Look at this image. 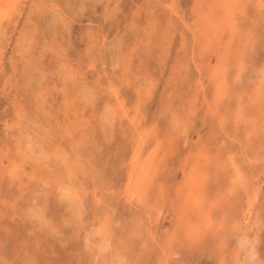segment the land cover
Masks as SVG:
<instances>
[{
  "label": "rangeland",
  "instance_id": "rangeland-1",
  "mask_svg": "<svg viewBox=\"0 0 264 264\" xmlns=\"http://www.w3.org/2000/svg\"><path fill=\"white\" fill-rule=\"evenodd\" d=\"M188 1L13 0L4 11L0 19V264H113L119 250L124 258L120 256L116 264H264V0H244L242 16L236 10L238 30L224 59L221 54L226 50L214 54L216 42L206 49L202 35L208 28L205 19L215 22L224 6L219 0ZM227 31L222 48L234 32ZM223 60L224 69H217ZM260 84L263 94L257 100ZM217 90L223 95L218 99ZM239 102L241 116L236 115ZM137 151L141 163L135 164ZM152 154L155 159L144 176L141 165ZM229 157L235 160L232 166ZM196 159L198 171L206 174L195 181V187L205 186L204 212L211 201L216 203L208 225L202 221L199 204L192 208V201L184 200L189 193L185 186L192 181L187 173ZM133 166L137 167L134 178L143 176L136 196L127 192ZM237 170L248 186H235L237 192H230ZM253 201L250 212L248 204ZM103 222L105 232L100 229ZM190 226L196 228V240L186 237L185 228Z\"/></svg>",
  "mask_w": 264,
  "mask_h": 264
},
{
  "label": "bare ground",
  "instance_id": "bare-ground-1",
  "mask_svg": "<svg viewBox=\"0 0 264 264\" xmlns=\"http://www.w3.org/2000/svg\"><path fill=\"white\" fill-rule=\"evenodd\" d=\"M12 1L13 0H0V19L6 14L4 11L6 10V11H8L9 10V8L12 6ZM188 1V0H187ZM192 1H194V0H192ZM216 1V0H215ZM246 1V0H245ZM175 2V1H174ZM189 2V1H188ZM201 2V1H200ZM212 2V1H211ZM210 2V3H211ZM243 2H244V0H219V3L222 5V6H224L223 8V11H224V13L222 14V15H219V16H217V20H215V22H214V19L212 20V18H211V20H209V21H207V19L208 18H206L205 19V25L206 26H208V28H206V30L202 33V35H204L205 36V39H204V42H205V48L207 49L208 48V46L210 47V48H212V42L214 41V42H216V47L215 48H213L214 49V54H217L218 55V53H217V50H222V49H225L226 51L224 52V51H222V52H224V54H221V53H219V54H221L222 55V59H224V57L223 56H226V54H227V50H228V52H229V49H230V47H231V42H232V40H233V37H234V34L236 33V31L238 30V20H237V18L236 17H238V16H236V10L238 9L239 11H240V9H241V7L243 8ZM256 2V1H255ZM262 2V1H261ZM264 2V1H263ZM43 3V2H42ZM213 3L217 6V3H215L214 1H213ZM218 3V4H219ZM163 4V3H162ZM172 4V3H171ZM261 4H263V3H261ZM155 5V4H154ZM168 5V4H167ZM256 5V4H255ZM156 6V5H155ZM221 6V7H222ZM250 6V5H249ZM14 7V6H13ZM260 7V6H259ZM105 8V7H104ZM154 8V7H153ZM178 8H179V6H178ZM161 9H162V7H161ZM160 9V10H161ZM213 9V8H212ZM252 9H253V7H252ZM262 9V8H261ZM263 9H264V7H263ZM159 10V9H158ZM179 10V9H178ZM54 11V10H53ZM55 12V11H54ZM174 12V11H173ZM184 12V11H183ZM35 13V12H34ZM59 13V12H58ZM185 13V12H184ZM61 14V13H60ZM179 14V13H178ZM210 14V13H209ZM239 14H241V11L239 12ZM249 14V13H248ZM169 15V14H168ZM181 15V14H180ZM31 16V15H30ZM61 16V15H60ZM176 16V15H175ZM186 16V15H185ZM241 16H242V14H241ZM240 15H239V17H241ZM167 17V16H166ZM17 18V17H16ZM30 18V17H29ZM253 18V17H252ZM36 19V18H35ZM170 19V18H169ZM250 20H252V19H250ZM203 23H204V21H203ZM202 23V24H203ZM249 23V22H248ZM181 24V23H180ZM246 24V23H245ZM152 25V24H151ZM184 25V24H183ZM183 25H182V27H183ZM156 26V25H155ZM152 27V26H151ZM198 28V27H197ZM147 29V28H146ZM157 29V28H156ZM228 29H230V31H234V32H232V34H230V36H229V40H228V42L227 43H225L223 46H224V48H222V44H221V42L224 40L223 39V36H224V34L226 33V31L228 30ZM22 30H23V28H22ZM197 30V29H196ZM190 31V30H189ZM230 31H227V32H229V33H231ZM246 31V30H245ZM238 32H240V31H238ZM139 33V32H138ZM248 33V32H247ZM91 36V35H90ZM193 36V35H192ZM198 36V35H197ZM241 36V35H240ZM245 36V35H244ZM250 36V35H249ZM242 37V36H241ZM246 37V36H245ZM23 38V37H22ZM105 38V37H104ZM142 38V37H141ZM193 38V37H192ZM243 38V37H242ZM109 39V38H108ZM187 39V38H186ZM197 39V38H196ZM226 39V38H225ZM228 39V38H227ZM236 39V38H235ZM246 39V38H245ZM249 39V38H248ZM60 40V39H59ZM183 41V40H182ZM186 41V40H185ZM194 41V40H193ZM240 41V40H239ZM238 41V42H239ZM244 41V40H243ZM184 42V41H183ZM196 42V41H195ZM226 42V41H225ZM246 42V41H245ZM251 42V41H250ZM193 43V42H192ZM206 43H207V45H206ZM234 44V43H233ZM239 44H240V42H239ZM243 44V43H242ZM250 44H252V42L250 43ZM183 45V44H182ZM186 45V44H185ZM195 45V44H194ZM196 45H197V42H196ZM204 46V45H203ZM240 46H242V45H240ZM256 46V45H255ZM60 47H61V45H60ZM182 47V46H181ZM199 47H200V45H199ZM249 47V46H248ZM247 47V48H248ZM264 47V46H263ZM210 48H208L209 50H210ZM226 48H228V49H226ZM235 48V47H234ZM233 48V49H234ZM256 48H258V47H256ZM136 49V48H135ZM193 49V48H192ZM198 49V48H197ZM199 49H201V47L199 48ZM239 49H240V47H239ZM238 49V50H239ZM246 49V48H245ZM62 50V49H61ZM90 50V49H89ZM187 50V49H186ZM203 50V49H202ZM201 50V51H202ZM93 51V50H92ZM128 51V50H127ZM137 51V50H136ZM233 52H234V50H232ZM240 51V50H239ZM251 51V50H250ZM89 52V51H88ZM87 52V53H88ZM90 52H91V50H90ZM184 52V51H183ZM186 52V51H185ZM188 52V51H187ZM197 52V51H196ZM204 52H205V49H204ZM203 52V53H204ZM210 52V51H209ZM255 52V51H254ZM62 53H63V51H62ZM117 53V52H116ZM64 54V53H63ZM229 54H230V52H229ZM229 54H228V56H229ZM235 54V53H234ZM243 54V53H242ZM179 55V54H178ZM196 55V54H195ZM221 55H220V57H221ZM254 55H256V54H254ZM234 56V55H233ZM232 56V57H233ZM243 56H245V55H243ZM186 57V56H185ZM200 57V56H199ZM204 57H205V55H204ZM209 57V56H208ZM219 57V56H218ZM231 57V58H232ZM184 58V57H183ZM203 58V57H202ZM229 58V57H228ZM247 58V57H246ZM93 59V58H92ZM126 59V58H125ZM194 59V58H193ZM206 59V58H205ZM230 59V58H229ZM121 60V59H120ZM150 60V59H149ZM156 60V59H155ZM226 60V59H225ZM225 60H223V62L220 64V67L219 68H217V69H222L224 66V61ZM122 61H124V60H122ZM207 61V60H206ZM222 61V60H221ZM231 61V60H230ZM240 61V60H239ZM128 62V61H127ZM137 62V61H136ZM151 62H152V60H151ZM218 62V61H217ZM103 63V62H102ZM122 63V62H121ZM125 63V62H124ZM123 63V64H124ZM130 63V62H129ZM155 63V62H154ZM157 63V62H156ZM174 63V62H173ZM200 63V62H199ZM203 63V62H202ZM205 63V62H204ZM213 63V62H212ZM86 64V63H85ZM126 64H128V63H126ZM159 64V63H158ZM232 64V63H231ZM236 64H238V63H236ZM244 64V63H243ZM248 64V63H247ZM103 65V64H102ZM156 65V64H155ZM170 65H172V64H170ZM174 65V64H173ZM109 66V65H108ZM130 66V65H129ZM180 66V65H179ZM197 66V65H196ZM216 66V65H215ZM227 66V65H226ZM237 65H235V67H236ZM172 67V66H171ZM176 67V66H175ZM200 67V66H199ZM202 67V66H201ZM232 67V66H231ZM231 67H229V68H231ZM260 67H261V65H260ZM70 68V67H69ZM177 68V67H176ZM216 68V67H215ZM227 68V67H226ZM238 68V67H237ZM156 70H157V68H155ZM180 69V68H179ZM184 69V68H183ZM224 69V68H223ZM228 69V68H227ZM232 69H233V67H232ZM231 69V70H232ZM243 69V68H242ZM34 70V69H33ZM106 70H108V69H106ZM152 70V69H151ZM177 70V69H176ZM185 70V69H184ZM238 70V69H237ZM240 70V69H239ZM246 70V69H245ZM124 71V70H123ZM179 71V70H178ZM186 71V70H185ZM225 71V70H224ZM253 71V70H252ZM157 72V71H156ZM226 72V71H225ZM228 72V73H227ZM226 72V76H227V74H228V76H230L229 75V69H228V71ZM232 72H233V70H232ZM236 72V71H235ZM234 72V73H235ZM71 73V72H70ZM123 73V72H122ZM178 73V72H177ZM198 73V72H197ZM212 73V72H211ZM214 73V72H213ZM219 73V72H218ZM231 73V72H230ZM264 73V72H263ZM72 74V73H71ZM104 74H105V72H104ZM155 74V73H154ZM172 74V73H171ZM216 74H217V72H216ZM235 74H238V72L237 73H235ZM243 74V73H242ZM33 75V74H32ZM40 75H42V74H40ZM95 75V74H94ZM174 75V74H173ZM180 75V74H179ZM192 75V74H191ZM203 75V74H202ZM206 75V74H205ZM205 75H203V77L205 76ZM208 75V74H207ZM220 75V74H219ZM218 75V76H219ZM224 75V74H223ZM233 75V74H232ZM239 75V74H238ZM47 76V75H46ZM107 76V75H106ZM120 76H121V74H120ZM119 76V77H120ZM133 76V75H132ZM33 77V76H32ZM42 77V76H41ZM119 77H118V79H119ZM142 77V76H141ZM181 77V76H180ZM198 77V76H197ZM222 77V76H221ZM247 77H248V75H247ZM30 78V77H29ZM45 78V77H44ZM62 78V77H61ZM65 78V77H64ZM127 78V77H126ZM196 78V77H195ZM199 78V77H198ZM198 78H196V79H198ZM215 78H216V76H215ZM228 79L229 78H231V76L230 77H227ZM256 78V77H255ZM261 78V77H260ZM41 79V78H40ZM45 79H47V78H45ZM136 79V78H135ZM143 79V78H142ZM204 79H206V78H204ZM214 79V78H213ZM212 79V80H213ZM218 79V78H217ZM244 79V78H243ZM67 80V79H66ZM200 80V79H199ZM222 80H223V78H222ZM255 80H257V78L255 79ZM262 80V79H261ZM43 81V80H42ZM63 81V80H62ZM245 81V80H244ZM247 81V80H246ZM40 82V81H39ZM47 82V81H46ZM90 82V81H89ZM114 82V81H113ZM127 82V81H126ZM141 82V81H140ZM171 82H172V80H171ZM175 82V81H174ZM202 82V81H201ZM214 82V81H213ZM227 82H230L229 80L227 81ZM226 82V83H227ZM250 82V81H249ZM176 83V82H175ZM242 82L240 81V84H241ZM245 83V82H244ZM255 83H257V81L255 82ZM254 83V84H255ZM7 84V83H6ZM40 84V83H39ZM126 84V83H125ZM143 84V83H142ZM169 84H171V83H169ZM203 84V83H202ZM212 85H213V83H211ZM222 84V83H221ZM229 83H227V85H228ZM251 84V83H250ZM61 85V84H60ZM76 85V84H75ZM108 85H111V84H108ZM113 85H114V83H113ZM147 85H148V83H147ZM176 85V84H175ZM178 85V84H177ZM206 85V84H205ZM226 85V84H225ZM226 85V86H227ZM145 86V85H144ZM173 86V85H172ZM217 86V85H216ZM244 86V85H243ZM252 86H254V85H252ZM126 87H127V85H126ZM147 87V86H146ZM151 87V86H150ZM176 87V86H175ZM198 87H200V86H198ZM213 88H214V86H212ZM212 87H210V88H212ZM125 88V87H124ZM133 88V87H132ZM202 87H200V89H201ZM254 88V87H253ZM256 88V87H255ZM41 89V88H40ZM60 89H61V87H60ZM106 89V88H105ZM140 89H143V88H139V90ZM192 89V88H191ZM215 89V88H214ZM223 89V88H222ZM226 89V88H225ZM63 90V89H62ZM114 90V89H113ZM128 90V89H127ZM132 90V89H131ZM145 90H147V89H145ZM173 90H175V89H173ZM87 91V90H86ZM134 91V90H133ZM172 91V90H171ZM222 91V90H221ZM227 91V90H226ZM144 92V91H143ZM215 92V91H214ZM214 92H211V93H214ZM256 92V98H257V100H258V98L260 97V96H262V94H263V87H261V84H260V87H259V90H257V91H255ZM73 93V92H72ZM95 93V92H94ZM238 93V92H237ZM250 93V92H249ZM254 93V92H253ZM64 94V93H63ZM93 94V93H92ZM133 94H135V92L133 93ZM141 94V93H140ZM146 93L144 92V95H145ZM205 94V93H204ZM215 94V93H214ZM234 94V93H233ZM239 94V93H238ZM33 95V94H32ZM110 95H113V94H111L110 93ZM116 95V94H115ZM136 95V94H135ZM143 96V95H142ZM221 96H223V95H221V93L217 90V93H216V99H218L219 97H221ZM244 96V95H243ZM137 97V96H136ZM145 97V96H144ZM206 97V96H205ZM36 98V97H35ZM85 98H86V96H85ZM141 98H143V97H140V99ZM146 98V97H145ZM203 98V97H202ZM232 98V97H231ZM255 98V99H256ZM124 99H126V98H124ZM132 99H134V98H132ZM200 99V98H199ZM72 100V99H71ZM87 100V99H86ZM91 100V99H90ZM135 100V99H134ZM134 100H132V101H134ZM215 100V99H214ZM219 100H221V99H219ZM89 101V100H88ZM87 101V102H88ZM127 101V100H126ZM139 101V100H138ZM193 101V100H192ZM212 101V100H211ZM21 102V101H20ZM73 102V101H72ZM136 102V101H135ZM176 102V101H175ZM174 102V103H175ZM199 102V101H198ZM203 102V101H202ZM245 102V101H244ZM71 103V102H70ZM134 103V102H133ZM140 103V102H139ZM264 103V102H263ZM17 104V103H16ZM75 104V103H74ZM120 104V103H119ZM136 104H138L137 102H136ZM169 104V103H168ZM185 104V103H184ZM201 104V103H200ZM207 104V103H206ZM239 104H240V107L241 108H239L240 110V112H238V113H236V115L237 116H241V115H243V114H240V113H242L243 112V110H242V106H241V102H239ZM20 105V104H19ZM71 105H72V103H71ZM195 105H196V103H195ZM202 105V104H201ZM221 105V104H220ZM73 106V105H72ZM119 106H121V105H119ZM129 106V105H128ZM136 106V105H135ZM139 106V105H138ZM169 106V105H168ZM179 106H182V104L181 105H179ZM186 106V105H185ZM214 106H216V105H214ZM213 106V107H214ZM218 106V105H217ZM210 107V106H209ZM212 107V106H211ZM222 107V106H221ZM224 107V106H223ZM106 108V107H105ZM180 108V107H179ZM247 108V107H246ZM249 108V107H248ZM42 109V108H41ZM119 109V108H118ZM117 109V110H118ZM132 109V108H131ZM176 109V108H175ZM193 109V108H192ZM60 110V109H59ZM107 110H109V109H107ZM124 109H122V111H123ZM173 110V109H172ZM177 110V109H176ZM184 110V109H183ZM191 110V109H190ZM194 110V109H193ZM206 110V109H205ZM224 110V109H223ZM242 110V111H241ZM246 110V109H245ZM168 111V110H167ZM180 111H181V109H180ZM187 111V110H186ZM210 111H212V110H210ZM225 111V110H224ZM224 111H222V112H224ZM110 112V111H109ZM125 112V111H124ZM179 112V111H178ZM185 112V111H184ZM204 112V111H203ZM206 112V111H205ZM215 112V110L213 111V113ZM219 112V111H218ZM221 112V113H222ZM126 113V112H125ZM143 113V112H142ZM171 113V112H170ZM255 113V112H254ZM15 114H16V112H15ZM182 114V113H181ZM188 114H189V112H188ZM187 114V115H188ZM215 114V113H214ZM219 114V113H218ZM99 115V114H98ZM121 115V114H120ZM170 115V114H169ZM208 115H209V112H208ZM220 115V114H219ZM223 115V114H222ZM229 115H232L233 116V114H229ZM123 116V115H122ZM172 116V115H171ZM202 116V115H201ZM245 116V115H244ZM30 117V116H29ZM77 117V116H76ZM100 117V115L98 116V118ZM126 117V116H125ZM188 117H189V115H188ZM203 117V116H202ZM235 117V116H234ZM256 117H257V114H256ZM37 118V117H36ZM129 118V117H128ZM165 118V117H164ZM208 118H209V116H208ZM216 118H218V117H216ZM215 118V119H216ZM223 118V117H222ZM221 118V119H222ZM25 119V118H24ZM29 119V118H28ZM132 119V118H131ZM210 119V118H209ZM220 119V120H221ZM226 119V118H225ZM224 119V120H225ZM251 119V118H250ZM254 119V118H253ZM128 120V119H127ZM228 120V119H227ZM232 120H234V119H232ZM235 120H236V118H235ZM217 121H219V120H217ZM237 121V120H236ZM37 122V121H36ZM129 122V121H128ZM223 122V121H222ZM227 122V121H226ZM234 122V121H233ZM235 123V122H234ZM234 123H232V124H234ZM30 124V123H29ZM134 124V123H133ZM251 124V123H250ZM259 124H261V123H259ZM227 125H229V123H227ZM12 126V125H11ZM25 126V125H24ZM28 126V125H27ZM31 126V125H30ZM32 126H34L33 124H32ZM175 126V125H174ZM249 126V125H248ZM13 127V126H12ZM112 127V126H111ZM242 127V126H241ZM135 128V127H134ZM209 128V127H208ZM237 128H238V126H237ZM245 128H247V127H245ZM249 128V127H248ZM262 128V127H261ZM29 129V128H28ZM27 129V130H28ZM136 129V128H135ZM144 129V128H143ZM142 129V130H143ZM227 129V128H226ZM236 129V128H235ZM260 129V128H259ZM30 130V129H29ZM39 130H40V128H39ZM208 130V129H207ZM206 130V131H207ZM31 131V130H30ZM30 131H28V133L30 132ZM149 131V130H148ZM211 131V130H210ZM236 131V130H235ZM20 132V131H19ZM133 132V131H132ZM135 133V132H134ZM148 133V132H147ZM150 133H151V131H150ZM216 133V132H215ZM225 133V132H224ZM251 133V132H250ZM144 134V133H143ZM208 134H210V133H208ZM207 134V135H208ZM226 135H227V133H225ZM224 134V135H225ZM231 134V133H230ZM233 134V133H232ZM135 135V134H134ZM206 134H204L203 136H205ZM215 135V134H214ZM218 135V134H217ZM137 136V135H136ZM139 136V135H138ZM145 136H147V135H145ZM32 137V136H31ZM141 137V136H140ZM173 137V136H172ZM228 137V136H227ZM256 137V136H255ZM39 138V137H38ZM133 138V137H132ZM210 138V137H209ZM232 138V137H231ZM44 139V138H43ZM141 139V138H140ZM172 139V138H171ZM185 139V138H184ZM224 139V138H223ZM222 139V140H223ZM29 140V139H28ZM209 140V139H208ZM207 140V141H208ZM23 141H26V139H24V140H22V142ZM33 141H34V139H33ZM42 141V140H41ZM81 141V140H80ZM139 141V140H138ZM141 141V140H140ZM186 141V140H185ZM201 141V140H200ZM235 141V140H234ZM233 141V142H234ZM43 142V141H42ZM143 142V141H142ZM232 142V141H231ZM28 143H30V141L28 142ZM83 143V142H82ZM203 143V142H202ZM43 144V143H42ZM137 144H139V143H137ZM155 144V143H154ZM154 144H152L153 146H154ZM209 144V143H208ZM238 144V143H237ZM35 145H38V144H34V148L35 147H37V146H35ZM56 145V144H55ZM82 145V144H81ZM137 146V145H136ZM159 146V145H158ZM200 146V145H199ZM210 146V145H209ZM211 146H212V144H211ZM223 146H225V144L223 145ZM257 146V145H256ZM38 147H40V146H38ZM46 147V146H45ZM142 147V146H141ZM155 147V146H154ZM31 147H29V148H27V149H30ZM34 148H32L33 150H34ZM42 148V147H41ZM40 148V149H41ZM156 148H157V146H156ZM200 148V147H199ZM225 148V147H224ZM251 148V147H250ZM81 149V148H80ZM203 149V148H202ZM201 149V150H202ZM36 150V149H35ZM35 150L33 151V152H35ZM39 150V149H38ZM141 150V149H140ZM139 150V151H140ZM153 150V149H152ZM257 150H259V149H257ZM29 151V150H28ZM37 151V150H36ZM42 151V150H41ZM41 151H39V152H41ZM61 151V150H60ZM151 151V150H150ZM149 151V152H150ZM167 151V150H166ZM210 151V150H209ZM54 152V151H53ZM51 153V154H54V153ZM149 152H148V154H149ZM37 154H38V152H36ZM42 153V152H41ZM41 153H40V159H42V156H41ZM46 153V152H45ZM58 152H55V154H57ZM87 153V152H86ZM89 153V152H88ZM87 153V154H88ZM181 153V152H180ZM196 153V152H195ZM255 153V152H254ZM20 154V153H19ZM23 154V153H22ZM211 154V153H210ZM213 154V153H212ZM24 155V154H23ZM42 155H43V157H44V153H42ZM46 155V154H45ZM222 155V154H221ZM232 155V154H231ZM27 156H28V154H27ZM29 156H30V154H29ZM34 156V155H33ZM38 156H39V154H38ZM58 156V155H57ZM59 156H60V154H59ZM58 156V157H59ZM155 156V154H152V155H149L145 160H143V164L141 165L142 166V172H141V174L142 175H144V174H149L148 172L150 171L149 170V168L151 167V162H152V160H153V157ZM199 156V155H198ZM46 157V156H45ZM44 157V160L46 159ZM64 157V156H63ZM186 157V156H185ZM184 157V158H185ZM205 157L206 158H208V154H206L205 155ZM212 157V156H211ZM32 158H34V157H32ZM183 158V159H184ZM214 158V157H213ZM230 159H228L230 162H228V164L229 165H234V163H235V160L232 158L231 159V157H229ZM247 158H249V157H247ZM261 158V157H260ZM25 159V158H24ZM30 159V158H29ZM61 159H62V157H61ZM154 159H155V157H154ZM186 159V158H185ZM184 159V160H185ZM217 159H218V156H217ZM30 160H32V159H30ZM29 160V161H30ZM48 160V159H47ZM54 160H55V158H54ZM58 160H60L59 158H58ZM191 160V159H190ZM192 160H194V159H192ZM192 160L190 161V162H192ZM199 160H200V157H199ZM220 160V159H219ZM219 160H217V161H219ZM251 160V159H250ZM21 161V160H20ZM75 161V160H74ZM139 161V163H141L140 161V152H138L137 151V153H136V155L133 157V159H132V162H134L135 164L137 163ZM183 161V160H182ZM210 161V160H209ZM215 161V160H214ZM216 161V162H217ZM221 161V160H220ZM254 161V160H253ZM255 161H257V159L255 160ZM36 162V161H35ZM40 162V161H39ZM186 162V161H185ZM201 162V161H200ZM25 163V162H24ZM139 163H138V165H139ZM184 163V162H183ZM193 163V162H192ZM209 163V162H208ZM218 163V162H217ZM26 164V163H25ZM36 164V163H35ZM78 164V163H77ZM191 164V163H190ZM80 165V164H79ZM186 165V164H185ZM184 165V166H185ZM189 165V164H188ZM202 165V164H201ZM212 165V164H211ZM210 165V166H211ZM219 165H220V162H219ZM222 165H224V164H222ZM17 166V165H16ZM198 166H200L199 165V161L196 159V161H195V163L191 166V168H190V166H189V168H190V170L188 171V173H187V175H189V177H188V179L190 180V179H192V181H191V185H190V187H188V186H185V187H187L188 189V192L190 193H188V192H186V193H188V195H186L187 197L184 199L185 200V202H187V201H192L191 202V204H192V208H195V206H198L197 204H199V209H200V212L202 213H204L203 214V216H202V221H204L205 222V224L207 223V225L208 224H212V211H213V209H215L214 208V205L216 204L214 201V203L211 201V204H210V206L208 207L207 206V210H206V213L204 212L205 211V206L203 207V203L205 204V202H203L204 200L202 199V198H204L203 197V186H204V183H201L200 181V187H195V184L198 182V180H201L202 178H204V177H206V174H205V172H204V170H199L198 171V169L200 168V167H198ZM26 167V166H25ZM32 167V166H31ZM227 167V166H226ZM13 168V167H12ZM16 168V167H15ZM30 168V167H29ZM188 168V167H187ZM215 168V167H214ZM237 168H239V166H236L235 167V169H237ZM77 169V168H76ZM75 169V170H76ZM132 169V168H131ZM136 169H137V167H134L133 166V169H132V171H131V174H129L130 176V178L128 179V183H127V192H129L130 193V195L132 196L133 194L136 196V195H138L139 193H140V191L142 190V186H143V184H142V182H141V180H142V178H143V176L140 174V176H138L139 178H134L135 177V171H136ZM216 169V168H215ZM224 169V168H223ZM144 170H145V172H144ZM217 170V169H216ZM13 171V170H12ZM17 171V170H16ZM39 171V170H38ZM46 171V170H45ZM50 171V170H49ZM185 171V170H184ZM9 172V171H8ZM33 172V171H32ZM70 172V171H69ZM87 173V172H86ZM185 173V172H184ZM215 173V172H214ZM23 174V173H22ZM43 174V173H42ZM50 174V173H49ZM88 174V173H87ZM209 174V173H208ZM207 174V175H208ZM14 175V174H13ZM27 175V174H26ZM48 175V174H47ZM67 175V174H66ZM82 175V174H81ZM152 175V174H151ZM211 175V174H210ZM209 175V176H210ZM225 175V174H224ZM235 180H234V182H232L231 181V186L232 187H229V190H230V192H232L233 191V189H234V187L235 186H239V185H243L246 189H247V186H248V182H246V179H245V177H244V174L242 173V171H240V170H237L236 172H235ZM33 176V175H32ZM49 176V175H48ZM60 176V175H59ZM72 176V175H71ZM83 176V175H82ZM145 176V175H144ZM25 177H27V176H25ZM28 177H30V176H28ZM33 177H35V175L33 176ZM37 177V176H36ZM50 177V176H49ZM61 177V176H60ZM211 177V176H210ZM79 178V177H78ZM228 178V177H227ZM32 179H35V178H32ZM135 179V180H134ZM36 180V179H35ZM46 180V179H45ZM185 180V179H184ZM183 180V181H184ZM204 180H207V179H204ZM209 180V179H208ZM80 181V180H79ZM127 181V180H126ZM186 181V180H185ZM195 181H196V183H195ZM211 181H212V179H211ZM214 181V180H213ZM213 181H212V183H213ZM229 181V180H228ZM205 182V185H208V183H210V182H208L207 184H206V181H204ZM151 183V182H150ZM227 183V182H226ZM126 184V183H125ZM186 184V183H185ZM225 184V183H224ZM43 186V185H42ZM149 186V185H148ZM177 186V185H176ZM199 186V185H198ZM41 187V186H40ZM205 187V186H204ZM218 187V186H217ZM216 187V188H217ZM226 187V186H225ZM224 187V188H225ZM60 188V187H59ZM112 188V187H111ZM125 188V187H124ZM180 188V187H179ZM237 189V188H236ZM62 190V189H61ZM149 190H151V189H149ZM172 190V189H171ZM207 190V189H206ZM217 190H219V189H217ZM223 190V189H222ZM228 190V189H227ZM82 191H84V190H82ZM95 191V190H94ZM167 191V190H166ZM177 191V190H176ZM192 191V192H191ZM204 191H205V189H204ZM234 191H235V189H234ZM74 192V191H73ZM207 192V191H206ZM221 192V191H220ZM226 192H228V191H226ZM235 192H237V191H235ZM38 193V192H37ZM55 193H56V191H55ZM177 193V192H176ZM240 193H241V191H240ZM44 194V193H43ZM61 194V193H60ZM63 194V193H62ZM83 194V193H82ZM207 194H208V192H207ZM219 194V193H218ZM244 194H245V192H244ZM255 194V193H254ZM86 195V194H85ZM127 195V194H126ZM133 195V196H134ZM185 195V194H184ZM206 195V194H205ZM233 195H234V192H233ZM176 196V195H175ZM189 196V197H188ZM207 196V195H206ZM246 196V195H245ZM44 197V196H43ZM76 197V196H75ZM139 197V196H138ZM161 197V196H160ZM207 197H209V196H207ZM211 197V196H210ZM222 197V196H221ZM226 197V196H225ZM256 197V196H255ZM72 198H74V197H72ZM98 198V197H97ZM218 198H220L219 196H218ZM57 199V198H56ZM59 199V198H58ZM57 199V200H58ZM70 199V198H69ZM78 199H80V198H78ZM128 199V198H127ZM137 199V198H136ZM207 199H209V198H207ZM213 199V198H212ZM225 199V198H224ZM223 199V200H224ZM64 200V199H63ZM66 200V199H65ZM206 200V199H205ZM226 200V199H225ZM72 201V200H71ZM78 201V200H77ZM80 201H81V199H80ZM222 201V200H221ZM230 201V200H229ZM235 201V200H234ZM184 202V201H183ZM183 202H182V204H183ZM207 202V201H206ZM245 202V201H244ZM248 202V201H247ZM34 203V202H33ZM61 203H63V202H61ZM67 203H69V202H67ZM214 205H213V204ZM229 203V202H228ZM236 203V202H235ZM255 203V201H253L252 203L251 202H249V204H248V209L250 210V212L252 211V207H253V204ZM60 204V203H59ZM98 204H99V202H98ZM131 204V203H130ZM185 204V203H184ZM224 204V203H223ZM62 205V204H61ZM229 205H230V203H229ZM33 206H35V205H33ZM59 206V205H58ZM186 206V205H185ZM216 206V205H215ZM221 206V205H220ZM225 206V205H224ZM231 206V205H230ZM36 207V206H35ZM42 207V206H41ZM190 207V206H189ZM226 207H227V205H226ZM63 208V207H62ZM76 208V207H75ZM183 208H184V205H183ZM182 208V209H183ZM229 208V207H228ZM32 209H34V208H32ZM71 209V208H70ZM28 210V209H27ZM26 210V211H27ZM77 210V209H76ZM76 210H74V211H76ZM138 210H140L139 208H138ZM185 210H187V209H185ZM240 210V209H239ZM33 211V210H32ZM141 211V210H140ZM192 211V210H191ZM229 211V210H228ZM233 211V210H232ZM34 212V211H33ZM41 212V211H40ZM79 212V211H78ZM78 212H77V214H78ZM179 212H180V210H179ZM187 212V211H186ZM198 212V211H197ZM219 212V211H218ZM217 212V213H218ZM247 212V211H246ZM245 212V213H246ZM37 213V212H36ZM185 213V212H184ZM223 213V212H222ZM255 213H256V211H255ZM39 214V213H38ZM40 214H42V213H40ZM39 214V215H40ZM76 213H74V215H75ZM104 214V213H103ZM147 214V213H146ZM195 214V213H194ZM249 214V213H248ZM79 215V214H78ZM154 215V214H153ZM193 215V214H192ZM216 215V214H215ZM221 215V214H220ZM36 216V215H35ZM47 216V215H46ZM77 216V215H76ZM81 216V215H80ZM180 216V215H179ZM190 216V215H189ZM222 216V215H221ZM224 216H225V214H224ZM241 216V215H240ZM30 217H32V216H30ZM37 217V216H36ZM35 217V218H36ZM61 217V216H60ZM59 217V218H60ZM105 217V216H104ZM140 217V216H139ZM187 217V216H186ZM186 217H185V219H186ZM206 217V218H205ZM40 218V217H39ZM98 218V217H97ZM200 218V217H199ZM198 218V219H199ZM214 218V217H213ZM220 218V217H219ZM37 219V218H36ZM73 219H74V216H73ZM193 219V218H192ZM196 219H197V216H196ZM216 219L217 220H215V218H214V220L215 221H219L218 220V218L216 217ZM222 219V218H221ZM64 220V219H63ZM179 220V219H178ZM188 220H189V217H188ZM232 220V219H231ZM235 220V219H234ZM44 221H46V220H44ZM73 221V220H72ZM148 221V220H147ZM150 221V220H149ZM233 221V220H232ZM238 221V220H237ZM50 222V221H49ZM54 222V221H53ZM102 222V221H101ZM176 222V221H175ZM174 222V223H175ZM196 222H197V220H196ZM203 222V223H204ZM227 222V221H226ZM226 222H224V223H226ZM244 222V221H243ZM261 222V221H260ZM44 223V222H43ZM150 223V222H149ZM195 223V222H194ZM200 222H198V224H199ZM47 224V223H46ZM112 224V223H111ZM177 224V223H176ZM175 224V225H176ZM196 224V223H195ZM195 224H193V225H195ZM205 224H202V225H204L205 226ZM219 224V223H218ZM228 224V223H227ZM235 224V223H234ZM262 224H263V222H262ZM178 225V224H177ZM193 225H191V226H193ZM201 225V224H200ZM221 225V224H220ZM219 225V226H220ZM223 225V224H222ZM224 225H226V224H224ZM229 225H231V223L229 224ZM173 226V225H172ZM181 226V225H180ZM186 227L185 229H186V235H188V236H186L187 238H190V239H192V240H196V238H195V234H194V231H195V229L196 228H194V227ZM195 226H197V224L195 225ZM212 226V225H211ZM214 226V225H213ZM212 226V227H213ZM232 226V225H231ZM44 227V226H43ZM46 227H48V226H46ZM46 227H45V229H46ZM76 227V226H75ZM107 227V223H105V222H103L102 224H101V226H100V229H102L101 231L102 232H105L106 231V228ZM203 227V226H202ZM211 227V228H212ZM224 227V226H223ZM222 227V228H223ZM253 227V226H252ZM261 227V226H260ZM36 228V227H35ZM37 228H38V226H37ZM36 228V229H37ZM42 228V227H41ZM53 228H54V226H53ZM62 228V227H61ZM64 228H66V227H64ZM69 228V227H68ZM106 228V229H105ZM174 228V227H173ZM208 228H210V227H208ZM250 228V227H249ZM72 229V228H71ZM75 229V228H74ZM199 229H201V228H199ZM198 229V230H199ZM216 229V228H215ZM225 229H226V226H225ZM229 229H230V227H229ZM32 230H34V229H32ZM42 230V229H41ZM62 230V229H61ZM65 230V229H64ZM63 230V231H64ZM175 230V229H174ZM202 230V229H201ZM209 230H211V229H209ZM217 230H218V228H217ZM224 230V229H223ZM231 230V229H230ZM250 230V229H249ZM38 231V230H37ZM66 231V230H65ZM74 231V230H73ZM72 231V232H73ZM183 231V230H182ZM204 231H206V230H204ZM211 231H213V228H212V230ZM219 231V230H218ZM245 231V230H244ZM62 232V231H61ZM75 232V231H74ZM94 232V231H93ZM101 232V233H102ZM149 232V231H148ZM200 232V231H199ZM214 232H215V230H214ZM223 232V231H222ZM229 232V231H228ZM228 232H227V234H228ZM231 232V231H230ZM248 232V231H247ZM71 233V232H70ZM204 233V232H203ZM207 234H208V232H206ZM209 233H211V232H209ZM220 233V232H219ZM233 233V232H232ZM255 233V232H254ZM79 234V233H78ZM98 234V233H97ZM197 234V233H196ZM223 234H224V232H223ZM51 235V234H50ZM99 235V234H98ZM198 235V234H197ZM201 235V234H200ZM199 235V236H200ZM219 235V234H218ZM230 235V234H229ZM234 235H236V234H234ZM242 235V234H241ZM250 235V234H249ZM154 236V235H153ZM181 236V235H180ZM192 236H194V237H192ZM215 236H216V233H215ZM215 236H213V237H215ZM221 236V235H220ZM255 236V235H254ZM59 237V236H58ZM88 237V236H87ZM105 237V236H104ZM152 237V236H151ZM174 237H175V235H174ZM201 237V236H200ZM203 237V236H202ZM209 237H210V235H209ZM251 237V236H250ZM153 238V237H152ZM157 238V237H156ZM208 238V237H207ZM212 238V237H211ZM215 238H217V236L215 237ZM225 238H228V237H225ZM230 238H231V236H230ZM259 238V237H258ZM257 238V239H258ZM56 239V238H55ZM160 239V238H159ZM175 239V238H174ZM173 239V240H174ZM183 239V238H182ZM190 239H188V240H190ZM218 240H219V238H217ZM229 239V238H228ZM256 239V240H257ZM37 240V239H36ZM191 240V241H192ZM221 240L222 239H220V242H221ZM224 240V239H223ZM230 240V239H229ZM245 240V239H244ZM243 240V241H244ZM211 241V240H210ZM180 242V241H179ZM219 242V243H220ZM160 243V242H159ZM162 243H163V241H162ZM185 243V242H184ZM194 243V242H193ZM222 244H223V242H221ZM225 243V242H224ZM240 243V242H239ZM241 243H242V241H241ZM241 243L240 244H238V245H240L241 246ZM247 243V242H246ZM176 244V243H175ZM175 244L173 243L172 244V246H171V248H174V246H175ZM188 244V243H187ZM251 244V243H250ZM255 244V243H254ZM86 245H87V243H86ZM92 245V244H91ZM152 245V244H151ZM160 245V244H159ZM164 245H166V244H164ZM185 245V244H184ZM189 245V244H188ZM194 245V244H193ZM220 245V244H219ZM248 245H249V243H248ZM158 246V245H157ZM87 247V246H86ZM97 247L98 246H96V249H97ZM140 247H142L141 245H140ZM154 247V246H153ZM182 247V246H181ZM191 247V246H190ZM214 247V246H213ZM244 247V246H243ZM251 247H252V244H251ZM91 248V247H90ZM133 248V247H132ZM139 248V247H138ZM159 248V247H158ZM214 248H216V247H214ZM220 248H221V246H220ZM229 248V247H228ZM237 248H239V246L237 247ZM253 248V247H252ZM92 249V248H91ZM91 249H89V251L91 250ZM153 249V248H152ZM164 249V248H163ZM217 249H218V247H217ZM222 249V248H221ZM241 249V248H240ZM257 249V248H256ZM93 250V249H92ZM223 250H224V248H223ZM111 251V250H110ZM150 251V250H149ZM151 251H153V250H151ZM158 251V250H157ZM161 251H162V249H161ZM216 251V250H215ZM222 251V250H221ZM232 251V250H231ZM236 251V250H235ZM247 251V250H246ZM27 251H25V253H26ZM219 252V251H218ZM227 252V251H226ZM234 252V251H233ZM239 252V251H238ZM35 253V252H34ZM92 253V252H91ZM221 253V252H220ZM241 253V252H240ZM250 253V252H249ZM27 254H28V252H27ZM31 254V253H30ZM133 254V253H132ZM157 254V253H156ZM219 254V253H218ZM225 254V253H224ZM233 254V253H232ZM246 254H248V253H246ZM162 255V254H161ZM177 255H178V253H177ZM223 255V254H222ZM238 255V254H237ZM31 256V255H30ZM98 256V255H97ZM122 257V258H124V256L122 255V252H120V250L119 251H117V255L115 256V258H114V260L112 259L111 260V262L114 264H116V263H118V262H120L122 259H120L119 257ZM163 256V255H162ZM164 256H165V254H164ZM233 256H234V254H233ZM235 256H236V252H235ZM234 256V257H235ZM249 256V255H248ZM247 256V257H248ZM29 257V256H28ZM32 257V256H31ZM167 257V256H166ZM234 257L232 258V259H234ZM231 258V257H230ZM33 259H34V257H33ZM137 259V258H136ZM214 259H215V257H214ZM95 260V259H94ZM159 260V259H158ZM164 260H165V257H164ZM28 261V260H27ZM130 260H128L127 262H129ZM157 261V260H156ZM167 261V260H166ZM219 261V260H218ZM233 261H235V260H233ZM29 262V261H28ZM169 262V261H168ZM173 262V261H172ZM220 262V261H219ZM164 263V262H163ZM215 263V262H214ZM135 264V263H134ZM156 264V263H155ZM157 264H159L158 262H157ZM162 264V263H161ZM216 264V263H215ZM218 264V263H217ZM221 264V263H220Z\"/></svg>",
  "mask_w": 264,
  "mask_h": 264
}]
</instances>
